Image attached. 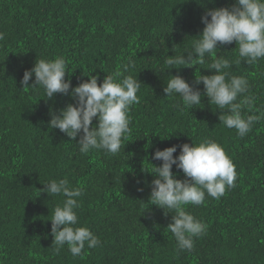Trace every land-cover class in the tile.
I'll return each mask as SVG.
<instances>
[{"label": "trees", "instance_id": "obj_1", "mask_svg": "<svg viewBox=\"0 0 264 264\" xmlns=\"http://www.w3.org/2000/svg\"><path fill=\"white\" fill-rule=\"evenodd\" d=\"M234 0H0V264H264V119L243 138L219 121L221 110L202 96L188 111L175 107L179 97L163 88L180 76L204 91L196 76L213 75L212 62L164 70L167 56L184 54L202 32L206 9L229 7ZM210 19V17H209ZM235 42L217 44V58L235 61ZM62 56L71 87L97 76L123 71L141 83L140 102L132 105L130 133L115 156L102 150L81 154L76 140L48 127L75 101L62 94L47 99L44 90L22 88L25 70L39 59ZM193 58L195 54H193ZM181 67V68H180ZM179 68V69H178ZM249 82L255 100L245 117L264 112V60L233 63L228 70ZM171 75V76H170ZM34 75L29 84H33ZM71 87L69 91H71ZM240 98L238 97V100ZM226 111V110H223ZM93 125L96 124L95 118ZM213 140L235 165V187L216 200L205 196L186 211L207 225L191 251H179L166 228L169 210L148 203L156 150ZM124 144V147H123ZM177 179H185L175 165ZM67 179L82 189L75 210L77 226L87 227L101 244L85 246L73 257L65 245L52 244L51 218L62 195L39 189L50 180Z\"/></svg>", "mask_w": 264, "mask_h": 264}, {"label": "clouds", "instance_id": "obj_2", "mask_svg": "<svg viewBox=\"0 0 264 264\" xmlns=\"http://www.w3.org/2000/svg\"><path fill=\"white\" fill-rule=\"evenodd\" d=\"M201 21L204 27L196 36L198 39L192 41L191 49L184 54L167 56L164 70L177 69L174 67L177 65H203L212 58L206 69L215 70V74L196 76L195 83L203 84V93L194 90L180 76L171 75L163 92L168 97H179L175 107L188 112L201 105L202 96H206L209 104L221 110L220 123L228 129H235L243 138L254 123L264 119V112L242 115L243 109L253 110L255 98L251 94L245 95L249 93L248 80L233 76L228 70L233 63L243 61L253 65L264 60V0H234L229 7L206 9ZM4 39L5 33L0 32V41ZM233 42L235 48L238 47L237 59L231 61L222 55L217 58V44ZM131 66L130 61L123 71L105 75L99 85L98 77L89 73L86 82L71 87L70 80L65 79L68 72L65 58L39 59L30 70L24 71L20 83L22 88H42L47 99L57 93L71 97L75 104L69 103L59 110L58 115L52 114L48 127L58 129L69 140H76L79 136L76 144L81 154L102 150L115 156L121 152L122 143L131 131V106L140 102L137 92L141 83L136 77L123 75ZM33 75L35 80L30 85ZM94 118L95 125L92 123ZM179 148V155L175 157V145L154 152L152 159L162 163L159 166L149 163L152 167L147 173L154 179L148 203L163 209L164 213L166 209L174 213L166 228L175 238L178 250L183 252L191 251L194 238L207 231V225L186 211V207L204 204L206 195L220 199L227 190L235 187L237 173L222 146L213 140H204L198 145L184 143ZM173 165L182 171L185 179L176 178L171 170ZM43 185L37 196L44 192L47 197L62 195L65 198L62 205L55 206L50 220L55 251L59 252L66 245L72 256L77 257L84 254L85 246L89 249L99 246L101 241L96 235L87 227L77 226L79 218L75 210L79 207L77 198L83 194L82 189L70 187L67 179H53Z\"/></svg>", "mask_w": 264, "mask_h": 264}]
</instances>
